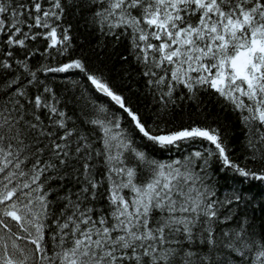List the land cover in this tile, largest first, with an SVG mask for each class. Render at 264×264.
<instances>
[{"label":"snow or ice","instance_id":"6c2138e0","mask_svg":"<svg viewBox=\"0 0 264 264\" xmlns=\"http://www.w3.org/2000/svg\"><path fill=\"white\" fill-rule=\"evenodd\" d=\"M0 264H264V0H0Z\"/></svg>","mask_w":264,"mask_h":264}]
</instances>
